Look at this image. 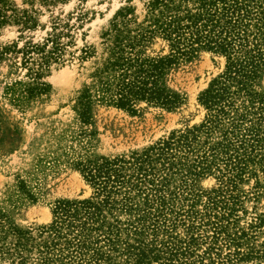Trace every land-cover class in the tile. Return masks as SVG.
Returning a JSON list of instances; mask_svg holds the SVG:
<instances>
[{
    "label": "trees",
    "instance_id": "16d2710c",
    "mask_svg": "<svg viewBox=\"0 0 264 264\" xmlns=\"http://www.w3.org/2000/svg\"><path fill=\"white\" fill-rule=\"evenodd\" d=\"M30 19L9 0H0V26L26 27ZM66 26L54 23L42 42L15 49L25 79L5 85L3 93L17 108L49 91L42 77L61 57L59 39L69 36ZM99 37V57L74 97L78 129L65 136L59 151L44 157L48 164L76 170L90 195L56 200L50 221L35 233L16 227L0 210V259L10 264H233L262 258L264 213L244 220L247 195L240 185L252 180L253 189L264 188V0H146L139 20L130 6L120 7ZM155 39L165 52L147 51ZM201 50L222 57L223 65L198 92L203 109L198 123L128 154L90 151L83 126L93 103L131 114L140 103L173 109L183 97L166 87L167 71ZM93 53L92 46H83L78 57ZM201 177H211L213 186L195 188ZM17 187L26 201L36 200L23 182Z\"/></svg>",
    "mask_w": 264,
    "mask_h": 264
},
{
    "label": "rangeland",
    "instance_id": "374dc122",
    "mask_svg": "<svg viewBox=\"0 0 264 264\" xmlns=\"http://www.w3.org/2000/svg\"><path fill=\"white\" fill-rule=\"evenodd\" d=\"M146 0H63L44 3L41 0H9L19 13L26 11L31 23L26 27L8 23L0 26V210L20 229H35L51 219L53 203L59 199H81L90 195V188L80 174L67 164H48L44 161L64 143V139L79 126L72 109L76 90L86 80L90 65L99 57L102 48L100 33L107 27L114 12L123 6L133 9L139 20ZM54 23L67 24L69 36H61L63 52L57 62H51L42 80L49 91L19 109L3 93L5 85L24 80L25 69L15 49L25 42L40 43ZM92 46V57L79 59V49ZM15 46V47H14ZM9 47L7 51L4 48ZM165 52L164 43L155 39L148 52ZM223 65V58L201 50L193 58L173 65L165 76L166 87L183 97L182 103L167 110L139 104L131 114L110 105L93 103L83 126L89 133L90 151L97 155L114 156L140 150L171 130L198 123L203 109L196 97ZM264 91V74L260 81ZM64 136V137H61ZM68 141V140H67ZM69 143V142H67ZM21 181L34 193L32 203L21 197L17 184ZM211 177H201L194 187L207 190ZM253 181L240 185L247 195L243 205L244 220L264 213V188L253 189ZM20 195V196H19ZM243 221L241 220L240 223ZM261 238L258 239L260 241ZM0 264H10L0 259ZM233 264H264L258 260Z\"/></svg>",
    "mask_w": 264,
    "mask_h": 264
}]
</instances>
